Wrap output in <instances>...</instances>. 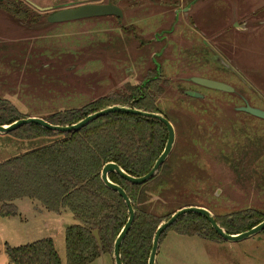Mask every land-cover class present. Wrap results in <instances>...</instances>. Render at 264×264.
<instances>
[{
  "label": "rangeland",
  "instance_id": "obj_1",
  "mask_svg": "<svg viewBox=\"0 0 264 264\" xmlns=\"http://www.w3.org/2000/svg\"><path fill=\"white\" fill-rule=\"evenodd\" d=\"M27 1L53 9L67 3H113V0ZM172 2L134 0L130 4L115 3L123 13L121 22L134 26L126 31L115 27L116 21L111 18L112 15L48 23V13H43L39 23L30 24L11 20L0 11V98L9 100L23 114L44 118L60 110L79 108L110 92H119L125 83L139 80V66L132 65L138 52L141 54L140 51L145 48L153 57L154 53L159 55V50L168 45L167 41L158 37L161 29L158 25L164 15L154 14L159 10L155 7H160V11H172V14L165 16L169 22L172 19L171 26L174 10L179 23L172 27V32L167 33V39L179 46L201 42L213 44L218 50L221 45L226 52H230L227 57L229 62L221 58L229 67L233 65L237 69L238 75L244 79L242 82L220 69L200 68L196 72L233 83L234 93H221L190 81L181 85L186 91L202 95V98H197L202 99V107L208 105L209 100L226 106L216 112L223 116L215 114V118L222 122V131H226L224 135L230 144H236L239 152L247 150L252 158L249 157L248 163L239 166V173H236L216 157L207 154L206 150H200L199 154L191 152L190 147L194 144L181 131L195 129V123H200L197 120L205 118L206 113L200 115L191 112L192 109L184 104L174 111L177 114H173V111L169 114L170 105L167 102L171 100L159 101L161 114H166L167 110L171 117L180 118V125L175 131L176 149L171 158L174 171L153 191L150 208L158 213L168 211L172 201L168 196V201L164 200V196L168 195L166 188L168 184L177 188V177H181L188 179L186 182L183 179L178 181L183 190L191 188L189 179L200 185L211 179L214 183L211 191L216 201L207 205L212 206L214 213L233 212L247 207L264 211V119L235 109L243 102L237 95H242L251 106L264 110V0H216L195 4L191 0H179L175 5ZM190 21L194 24H190ZM223 26L231 34L230 37L224 31L220 32ZM198 48L202 51L199 63H203L206 47L199 45ZM146 54L143 52L136 59L141 60L140 57ZM168 57L167 61L175 58L170 52ZM157 60L159 62L160 58ZM166 64L163 69L165 74H169ZM174 65L170 66L171 70L177 67L175 65L174 68ZM176 70L183 76L181 70ZM172 79L176 80L177 76ZM178 94L172 89L168 98ZM51 140L47 136L19 139L8 132L0 136V162L47 145ZM181 153L186 157L180 158ZM195 157L198 160L195 161ZM182 160H186L187 164H182ZM192 167H196V170ZM179 199L182 204L206 203L203 195L192 199L183 192ZM15 204L18 209L16 216H0V264H10L5 245L19 246L47 237L53 240L61 263L65 264L64 229L79 224V221L69 212L59 215L48 212L34 199L20 198ZM88 264H113V260L111 255L102 254ZM155 264H264V234L260 232L241 241L228 242L210 241L170 230L159 242Z\"/></svg>",
  "mask_w": 264,
  "mask_h": 264
},
{
  "label": "trees",
  "instance_id": "obj_2",
  "mask_svg": "<svg viewBox=\"0 0 264 264\" xmlns=\"http://www.w3.org/2000/svg\"><path fill=\"white\" fill-rule=\"evenodd\" d=\"M131 1L134 0H113L112 2L113 4L117 2L130 4ZM170 1H173L172 4L174 5L179 2V0ZM191 1L195 4L203 1L215 2L216 0ZM155 8L159 10H154V14L164 15L163 21L158 25L161 28L158 37L160 40L167 41L168 45L162 51L159 50V55L154 53L153 57H151V52L148 53L147 48V50L143 48L140 51L141 54L139 52L136 54V58H138L143 55V52L147 53L140 57L141 60L138 59L140 62L136 58L132 60V65L137 64L139 66V73L137 74L139 80L133 83H125L119 92H110L79 108L60 110L45 116L43 119L53 125L64 126L75 123L90 113L114 104L160 114L159 101L171 100L167 102L170 105L169 114L172 111L173 114H177L174 111L180 108L179 105L186 104L187 108L192 109L191 112L198 114L205 112L207 115L205 118L200 117L197 120L200 123H195V129H188L186 132L181 131L184 135L189 136L190 143L194 144L190 147V151L199 154L200 150H206L207 154L216 157L218 161L228 166L232 171L239 173L238 167L248 163L247 159L252 158V155L251 153L247 154V150L239 152L236 144H230L224 135L226 131H222V122H219L217 117L215 118V114L226 106L209 100V104L202 107V99L194 98L186 93V88L181 84L194 75L213 79L196 72L200 68L205 70L220 69L234 75L241 82L244 80L243 77L238 75L239 72L233 65H230L232 68H227L219 63L221 57L229 62L227 57L230 55V52H226L221 48V45L218 46V50L214 48L215 45L213 44L208 45L201 42L195 45L179 46L167 39V33L172 30V27L178 26L179 21L177 18L175 19L177 15L173 10L174 19L173 26H171L172 19L169 22L165 16L172 11H160L162 9L158 6ZM0 11L15 21L30 24L39 23L42 19L41 15L47 13L39 12L26 0H0ZM111 18L116 21L115 27L123 31L129 27L134 28L133 25H124L121 22L123 18L117 16H111ZM190 24L193 25V21H190ZM222 31L228 37L231 36L225 26L220 32ZM159 39L157 40L159 41ZM157 45V49H159L160 44L158 42ZM199 45L206 47L205 62L203 63H199L202 54L198 48ZM169 52L171 56L172 54L175 56L174 62L173 60L167 61ZM157 58H160L159 62H157ZM165 62L167 63L165 68L168 66L169 71L167 72L169 74H165L163 69ZM173 63L177 66L175 68L174 65L175 70H181L183 76L178 74L177 70H171ZM203 64L204 67H202ZM174 76H177L176 80L172 79ZM244 82L246 83V81ZM228 84L235 89L233 83ZM245 87L247 88L248 85ZM172 89L177 91L179 96L168 98ZM237 96L243 98L242 95ZM232 106L235 107L236 105ZM165 112L166 114L162 115L172 123L176 131L180 125V118H173L167 110ZM216 115L220 116V113L218 112ZM29 116L35 115L23 114L9 100L0 98V125L9 124ZM225 129L227 130V128ZM9 133L19 139L47 136L53 140L47 145L0 162V216L4 218L14 217L18 214L16 200L24 197L34 199L48 212L54 214L69 212L79 221V224H72L64 229L65 264H88L102 254L111 255L113 242L126 222L128 211L117 192L103 184L100 179V171L107 162H115L132 176L146 174L165 146L167 139L165 126L153 119L117 112L98 117L77 131L58 133L30 124L22 125ZM175 149L174 143L172 151L161 164L157 173L143 184H132L114 172L108 174L110 181L120 185L125 190L135 211L133 223L119 249L122 264H147L157 226L181 207H206L213 213L218 225L228 234L248 230L264 220V211L252 207L227 213H214L211 210L212 206L207 205L215 203L213 202L215 197L211 191L214 183L211 179H207L204 185L189 179L192 182L191 188L183 190L178 184V181H182L183 178L177 177V188H172L171 184H168L166 188L168 195L164 196L165 202L168 201L167 196L172 201L168 206L170 209L164 213L151 210L149 203L153 191L158 189L174 171L171 158ZM195 153L191 154L194 155ZM185 157L186 154L181 153L180 158ZM196 160H198L197 157H195ZM182 164H187L186 160H182ZM192 169L196 170V167H192ZM242 172L246 173V170ZM183 180L186 182L188 179ZM182 192L192 199H198L200 195H203L206 203L182 204V202L180 203L181 199H179ZM94 229L98 232L100 245L97 244L92 234ZM170 230L186 236L197 235L210 241H224L215 233L208 221L196 213L180 216L162 232L160 242ZM261 233L264 234V229ZM5 254L10 264H62L53 240L49 237L19 246L5 245Z\"/></svg>",
  "mask_w": 264,
  "mask_h": 264
},
{
  "label": "water",
  "instance_id": "obj_3",
  "mask_svg": "<svg viewBox=\"0 0 264 264\" xmlns=\"http://www.w3.org/2000/svg\"><path fill=\"white\" fill-rule=\"evenodd\" d=\"M29 3L39 12L48 13V15L46 16V22L48 23H58V22H65V21L78 20V19L97 17V16H111L112 15V16H117L119 18H122L123 16V13L120 7L110 2L83 3V4H77V5H74L73 3H67L64 6H56V8L54 9L52 7H40L31 2ZM234 26H236V24H234ZM219 59L222 65L229 67L228 64L222 58H219ZM187 81H190L192 83H195L197 85H200V86H203L209 89L221 91V92L233 93L235 91V89L231 85L225 82L215 80V79L205 78L201 76H195V75L191 76L187 78ZM186 93L192 95L195 98H202V95L196 92L186 91ZM235 109L238 111L248 113L252 116L264 119V110L251 106L245 99H243V105L237 106L235 107ZM117 112L156 120L158 122H161L165 126L166 131H167V139L165 142V146L162 152L160 153V155L158 156V158L155 160L151 169L146 174L142 176H132L126 173L115 162H107L106 164H104V166L102 167L100 171V179L103 182V184L107 188L117 192V194L124 201L127 207V211H128V217L126 219V222L122 226L121 230L119 231V233L117 234L113 242V248H112V253H111L113 264H122L120 260L119 249H120V245L124 237L126 236L127 232L129 231L133 223L135 211H134L132 203L128 195L126 194L125 190L120 185L110 181V179L108 178V174L111 172H114L117 175H119L122 179L132 184H136V185L143 184L146 181H148L150 178H152L157 173L161 164L167 159L168 155L170 154L174 146L175 129L172 123L168 121L160 113L146 112V111L136 109L130 106L114 104V105L101 108L93 113H90L75 123H72L70 125H64V126L53 125L49 123L48 121H46L45 119L37 117V116H29V117L20 118L9 124L0 125V134H6L8 132H11L19 128L22 125H30V124L37 125L46 130H49L52 132H58V133L77 131L98 117H101V116H104L110 113H117ZM189 213H196L204 217L210 224L211 228L215 231V233L220 238L228 242H237V241L247 239L257 233H260L264 229V220H262L261 222L252 226L248 230H245V231H242L236 234H228L224 231L222 227L218 225V223L216 222L214 218L213 213L206 207H203V206L181 207L175 210L170 215L169 218H167L166 220H163L157 226L154 232V235H153L152 245H151V249L148 255L147 264L156 263V255L158 252L160 236L162 232L166 228H168L171 224H173L180 216H183ZM92 234L95 237L97 244L100 245V239H99L97 230L94 229L92 231Z\"/></svg>",
  "mask_w": 264,
  "mask_h": 264
},
{
  "label": "crops",
  "instance_id": "obj_4",
  "mask_svg": "<svg viewBox=\"0 0 264 264\" xmlns=\"http://www.w3.org/2000/svg\"><path fill=\"white\" fill-rule=\"evenodd\" d=\"M3 13V12H2ZM4 16V15H3ZM5 16H7V15H5ZM10 18V17H9ZM11 20H13V19H11ZM234 24V23H233ZM13 25V24H12ZM2 135H5V134H0V136H2ZM17 206V205H16ZM55 215H59V214H55Z\"/></svg>",
  "mask_w": 264,
  "mask_h": 264
},
{
  "label": "flooded vegetation",
  "instance_id": "obj_5",
  "mask_svg": "<svg viewBox=\"0 0 264 264\" xmlns=\"http://www.w3.org/2000/svg\"><path fill=\"white\" fill-rule=\"evenodd\" d=\"M241 99H244V98H241ZM249 103V102H248ZM241 105H243V104H241Z\"/></svg>",
  "mask_w": 264,
  "mask_h": 264
}]
</instances>
